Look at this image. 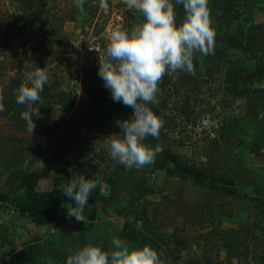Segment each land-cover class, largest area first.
<instances>
[{"label":"rangeland","instance_id":"1","mask_svg":"<svg viewBox=\"0 0 264 264\" xmlns=\"http://www.w3.org/2000/svg\"><path fill=\"white\" fill-rule=\"evenodd\" d=\"M174 1L172 0L173 4ZM248 2H253L255 6V3L260 5L264 1L248 0ZM47 3L54 5L53 10L49 14H43L41 18L43 17L45 21L41 19L38 24L31 15L24 17V13L20 10L21 5L24 8L22 1L0 0V21L4 23L3 28L7 27L4 36L3 33H0V45L3 48V51L0 52V85L5 83L13 73H18L19 79L24 83L26 82L25 77L33 73L35 69L44 68L48 75L47 84L56 79L59 83V89L70 92L75 98L74 107L70 112L76 110L75 119L76 124L79 126L73 136L71 146L75 148L79 163L69 152L66 153L68 163L52 162L49 159L51 157L49 154L51 146L54 145V139L50 140V146L45 151L44 157L34 153L31 157L30 155H24V160L22 159L21 163L16 160L12 162L17 147L23 146L27 150V146H33L34 138L43 134L47 125H53L57 121L61 114L58 105L45 102L43 105L36 104L33 107L34 111L38 109L40 115L33 117L34 128L32 133L26 121L5 118L0 114V192L6 194L12 191L16 183V173L19 171L21 173L23 171L31 172L40 168H48L50 176L61 175V170L65 168L69 171L68 182L75 174L83 175L86 179L92 180V176L78 171L87 165L89 169H95L96 174L93 179H99L98 189L101 193L108 191L109 187L104 180L113 171H116L118 175L121 174L122 178L128 181H135L137 178L146 180L149 187L148 192L145 198H139L138 196L136 202L138 205L143 204L144 200L158 202L152 208L150 206L146 207V213L150 218L154 216L167 224L166 213L171 207V203L168 202V204L165 201H169L173 197V191L178 186L179 181L175 182L176 178L166 176L167 172L165 170L148 173L147 171L151 168V165L129 168L113 160L105 145L108 136L120 133V128L107 127L106 124L85 127V125H89L86 123H90L86 122L88 116L93 114V111L88 107L93 98V92L88 89L84 90L86 85L82 80L85 70L88 66L99 67V58L103 56L108 43V35L113 29L120 27L130 32L143 22L144 17L135 9H129L124 0H107V10L100 6V0H85L83 11L78 9L73 20L67 19V10L76 7L75 0H47ZM259 11L253 10V12H250L240 8L239 13L231 21V27H234L235 23H243L244 31H248L257 24L263 26L264 30V10ZM52 15H55L54 20ZM18 16L19 18H17ZM210 18L212 25H214L215 14L210 13ZM51 29L53 30V34L49 36V41H52L51 45L45 43L44 47L40 46L35 50V64L28 61L24 53H29L43 39L41 37L50 32ZM100 44H103V51H101ZM90 48H95L97 51L90 50ZM43 51H48L44 53L46 56L44 58ZM59 51L61 54H59ZM65 58H68L69 62L64 61ZM20 60L23 61L22 65L19 63ZM260 62L264 70V56ZM95 74L98 75V71ZM214 75V78L208 79L207 83L203 84L200 90L203 94L200 93L197 98L189 99L188 106L190 109L187 111L194 110L190 113L191 122H187L185 116L179 115L176 109L185 101L183 93L178 91V94H176L169 91L167 97L168 111L165 113L170 125L165 128L167 130L166 138L167 141L170 139V142L167 143L170 151L182 156L187 164H196L197 167L199 162H204V156L212 153L226 156V158H230L234 154L241 160L239 169L246 170L249 173L248 178L252 179V184H247L250 181L244 178L243 182L236 186L239 198L224 199L222 201L224 207L221 206L220 212H218L221 216L219 217L216 212L223 228H237L239 222L243 224L244 218V212L238 210V207H242L247 199L252 200L251 203L254 201L262 205L264 211V89L260 94L259 104L248 116L240 100L230 97L225 98V96L222 98L221 94L212 98L216 95L215 93L207 94V90L214 89L213 92H215L217 89L216 81L218 77H215L218 74ZM95 81L96 84L92 86L93 91L109 95L111 98V92L104 87L99 75ZM260 88H264L263 85ZM101 104L107 106L108 103L102 101ZM21 111L27 110L21 107ZM127 116L130 118L132 115L128 113ZM16 125L20 126L21 129H17ZM88 130L89 133H87ZM56 131L57 134L59 128ZM214 137L218 139L217 149L211 144V139ZM222 140H226V142L223 143ZM64 148L65 146L62 144L60 150H58L60 154L64 153ZM89 154H91V159H87L86 163H82V160ZM100 155L103 156V161H100ZM11 162L12 164H10ZM244 183L247 185H244ZM50 184L49 178L41 182L39 189L46 190L50 188ZM195 195L196 191L192 189L187 192V196L191 200ZM118 198L127 200V198H122L121 194ZM92 199L93 196H90L84 209V214L88 217L87 224L83 223L85 226L88 225L86 227L87 231L85 230L87 236L90 234L91 237H98L101 234L100 232L112 233L118 231L124 224L125 219L118 216L112 206L108 205L105 207L106 209H101L98 202L91 203ZM68 206L75 207V202L65 196L56 219L52 222H46L42 227L34 228L32 225L26 224L22 218L20 219L17 213L7 212L0 205L1 260L3 262L6 260L7 264H24L23 262L26 260L31 262L34 258L32 253L34 245L44 246V252H46L48 246V250L51 251L53 247L59 251H64L66 240L62 237V234L69 233L71 239L77 238L78 229L81 226V223L77 222L74 217L67 216ZM95 210L100 213V216L91 219V213ZM150 210L159 211V216H156ZM65 217L69 219L68 222ZM262 217L264 219V215ZM129 218L127 217L126 220H130ZM92 223L93 228L89 227V224L91 226ZM173 223L171 222L170 225L177 226L181 230L179 233L186 236L185 238H194L196 233L205 227L200 224L182 227L180 220H177V223L175 221L176 225ZM105 225L106 229L101 228ZM134 226L140 228L141 223L137 221ZM98 227L100 228L95 229ZM177 228L175 229L178 230ZM48 239H53L54 243L45 244ZM248 248L251 249V246ZM200 251L201 241L197 244L192 243L191 247L187 248L188 253L182 251L181 253H173V256L167 254V260L162 264H183V260L187 255H199ZM206 251L208 252L206 255L211 260L210 264H254V260L249 257L248 252H242L239 260L236 258L227 259V255L222 249H207ZM44 260L42 264H47V261Z\"/></svg>","mask_w":264,"mask_h":264},{"label":"trees","instance_id":"2","mask_svg":"<svg viewBox=\"0 0 264 264\" xmlns=\"http://www.w3.org/2000/svg\"><path fill=\"white\" fill-rule=\"evenodd\" d=\"M20 1L24 4V8L22 5L20 8L22 13H24V17L31 15L38 24L41 19L43 20L41 16L45 13L49 14L54 7L53 4H48L47 0ZM173 6L176 14V23L179 25L185 16V11L183 5H177L175 1ZM208 8L211 14H215L213 20L215 23L212 25L215 31L212 54L203 56L198 51L194 53V74H187L184 71L176 73L166 72L158 83L159 91L156 96L158 103L148 105L162 119L163 126L160 129L158 138L148 137L144 143L153 149L156 145H160L163 151L155 157L154 163L150 164L151 168L147 172L154 173L165 170L167 172L166 176L176 178L175 182L179 181L178 186L173 191V197L169 201L164 200L167 203H171V207L166 213L168 223L164 224L159 218L154 216L150 218L146 213V207L150 206L152 208L158 202L144 200L143 204H137L136 198L138 196L139 198H145L148 192L149 187L146 184V180L137 178L135 181H128L122 178L121 174L118 175L116 171H113L104 180L109 187L108 191L101 193L98 188L94 190L91 195L93 196L91 203L98 202L101 209L108 205L112 206L117 215L125 219L119 230L112 233L100 232L101 234L98 237H91L90 234L88 236L86 234L88 225L85 226V224L81 223L77 238L71 239L69 233L62 234V237L66 240L64 251H59L53 246L51 251L50 249L48 250V246L46 252H44V246L34 245L32 248L34 258H32L31 262L24 261V264H42L44 259L47 264H66V260L70 255L86 245L99 246L102 250L111 252L114 250L112 245L113 238L120 239L133 247H143L144 245L152 247L157 251L158 255L162 254V263L167 260V254L173 256V253L187 252V248H190L192 243L197 244L201 241L200 254L187 255L185 260H183V264H210L211 260L206 255L208 253L207 249H222L225 251L227 259L236 258L239 260L242 252H248L249 257L254 260V264H264V219L262 217L264 211L262 205L254 201L251 203L252 200L247 199V202L242 207H238V210L244 212H242L244 218L243 224L239 222L237 228H223L220 223L221 220L216 216V212H220V207H224V204H222L224 199L239 198L236 186H239L244 178L250 181L247 184H252V179L248 178L249 173L246 170L239 169L241 160L234 154L230 158H226V156L212 153L204 156V162H199L197 167L196 164H187V161L183 160L182 156L170 151L167 144L170 139L167 141V130L165 128H168L170 124L165 112L168 111L167 97L169 96V91H173L176 94H178V91L183 93L185 101L176 109L179 115L185 116L187 122L192 121L190 113L194 111H187L190 109L188 106L189 99L197 98L198 94L202 93L200 90L203 84H206L208 79L214 78V74H218L215 78L218 77L219 82L218 80L216 81L217 89L215 92H213L214 89L207 90V94H216L212 98L221 94L222 98L225 96V98L230 97L240 100L248 116L253 109H256L255 107L261 99L260 94L263 92L262 89H264L260 88L262 85L264 87V70L263 65L260 64L264 56L263 26L256 24L253 29L244 31L243 23H235V26L231 27V21L239 13L240 8L250 12H253V10H256V12L264 10V2L260 5L255 3L254 6L253 2H248V0H208ZM77 10V7L68 9L67 19L73 20ZM52 19H55V15H52ZM3 26L4 23L0 21V33H3L4 36L7 27L3 28ZM52 34L53 30L51 29L50 32L41 37L43 39L29 53H24L28 61H32L35 64V50L40 46L44 47L45 43L51 45L52 41H49V36ZM100 48L103 51V44H100ZM1 51H3V48L0 45ZM46 52L48 51L42 52L43 58L46 57L44 54ZM59 54H61L60 51ZM64 61L69 62V59L65 58ZM19 63L22 65L23 61L20 60ZM98 69V66H88L82 78L83 83L86 85L84 90L88 89L93 92V98L88 105L93 114L88 116L86 122L90 123H86L89 125H85V127L89 128L92 125L101 126L106 124L107 127L119 128L117 122L129 119L127 114L133 115V109L123 105V103L115 102L109 95L93 91L94 88L92 86L96 84L95 80L98 76L95 72ZM19 77L18 73H13L5 83L0 85V96L3 97L0 103L4 105V111L0 112L2 117L22 120L21 107L28 110L26 105H18L16 103L18 89L22 85L30 86L27 76L24 83ZM58 85L59 83L56 79L49 84L46 83L40 93L44 102L54 103L60 108L61 114L57 121L53 125H47L43 134L34 138L33 146L28 145L27 150L23 146L17 147L12 162L16 160L21 163L24 160V155H30L31 157L34 153L44 157L45 151L50 146V140L54 139V145L51 146L49 154L51 156L49 159L52 162L68 163L66 153L69 152L79 163L75 148L71 146L73 144V136L79 127L75 119L76 110L70 112L74 107L75 98L70 92L59 89ZM102 101L106 104L108 103L107 106L102 105ZM65 114L68 116L66 117ZM16 128L21 129L17 125ZM58 128L59 131L56 134ZM87 133H89V130ZM222 141L223 143L226 142V140ZM62 144L65 146V150L64 153L60 154L58 150H60ZM211 144L217 149L218 139L212 138ZM99 159L100 161L104 160L101 155ZM86 166L78 170L79 173L92 176V180H94L95 169H89V166ZM50 175L48 168H40L31 172L23 171L22 173L19 171L16 173V183L12 191L6 194L0 192V205L7 212L17 213L20 219L22 218L26 224H30L34 228L42 227L46 222H52L56 219L65 197L59 186L62 183H68L69 171L63 168L61 175ZM49 178L50 188L40 190L39 185L41 182ZM247 184L244 183V185ZM189 189L196 191V195L192 200L187 196ZM120 194L122 198H127V200L119 199L118 196ZM150 211L159 216V211ZM91 215L90 218L92 217L91 219H93L94 217H99L100 213L95 210L92 211ZM218 215L219 217L221 216L219 213ZM127 217H130V220H126ZM177 220H180L182 227L193 224H200L205 227L200 232H197L194 238H185L186 236H182L179 233L181 230L177 226L170 225L171 222L176 225L175 221L177 223ZM137 221L141 223V229L135 228L134 225ZM92 225L93 223L91 226L89 224V227L93 228L94 226ZM101 228L106 229V225L101 226ZM169 228L173 229L171 235L166 234ZM47 243L48 245L49 243H54L53 239H48L45 244ZM249 246H251V249L248 248ZM167 249L168 251H166ZM1 264H7V261L4 260Z\"/></svg>","mask_w":264,"mask_h":264},{"label":"clouds","instance_id":"3","mask_svg":"<svg viewBox=\"0 0 264 264\" xmlns=\"http://www.w3.org/2000/svg\"><path fill=\"white\" fill-rule=\"evenodd\" d=\"M84 3L85 0H75V6L81 11ZM124 3L141 13L144 20L130 32L120 27L110 32L103 56L99 58L98 75L115 102L133 109L132 117L117 122L122 131L108 136L105 145L113 160L131 168L154 163L155 157L163 151L160 145L153 149L144 143L148 137L158 138L163 126L162 119L148 106L158 103V83L169 71L194 74L193 55L197 51L203 56L212 54L215 31L208 0H175V4L183 5L185 11L179 25L172 0H124ZM100 6L107 10V0H100ZM27 80L30 86L22 85L18 89L16 103L27 106L21 119L26 121L32 133L33 117L40 115L38 109L33 110V105L45 103L40 93L48 80L46 69L37 68ZM2 111L4 105L0 103ZM87 159H91V154L82 163ZM99 183V179L89 180L75 174L70 182L59 186L64 195L75 202V207H67L68 217L87 224L84 209ZM172 232L169 228L166 234ZM112 245L114 250L111 252L86 245L70 255L66 264H162V254L158 255L148 245L133 247L117 238H113Z\"/></svg>","mask_w":264,"mask_h":264},{"label":"built area","instance_id":"4","mask_svg":"<svg viewBox=\"0 0 264 264\" xmlns=\"http://www.w3.org/2000/svg\"><path fill=\"white\" fill-rule=\"evenodd\" d=\"M66 218V217H65ZM67 222L69 221V219L68 218H66L65 219ZM1 262H2V260H1V258H0V264H1Z\"/></svg>","mask_w":264,"mask_h":264}]
</instances>
